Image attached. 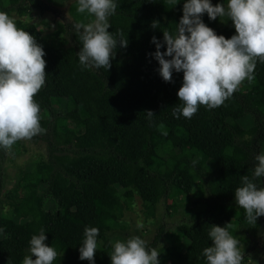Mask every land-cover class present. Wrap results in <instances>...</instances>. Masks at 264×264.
<instances>
[{
    "label": "trees",
    "instance_id": "obj_1",
    "mask_svg": "<svg viewBox=\"0 0 264 264\" xmlns=\"http://www.w3.org/2000/svg\"><path fill=\"white\" fill-rule=\"evenodd\" d=\"M40 1L0 0V11L42 45L44 86L53 93L49 101L41 90L35 95L46 131L28 141L44 144L46 154L20 171L9 190L3 188V165L23 146L19 141L11 151L0 150V264H22L28 242L40 228L45 229V242L63 252L54 264H88L78 259L86 226L98 228L102 242L95 264H110L112 241L140 236L137 229L129 233L123 222L131 198L141 202L148 220L155 217L158 204L187 198L198 189L199 198L187 210L197 219L178 227L171 247L157 246L167 237L163 226L148 245L161 251V264H204L201 252L211 244V225L230 223L244 250L258 232L264 236V216L255 225L246 223L233 196L240 185L232 181L234 169L242 168L251 177L254 156L264 152V63L256 64L254 79L243 82L222 106H201L191 119H175L172 108L179 103L182 73H173L171 83L159 77V66L149 55L155 51L150 39L162 40L163 28L172 30L179 22L183 0L172 8L165 0H116L109 31L123 33L128 45L117 48L108 71L82 70L78 63L81 42L75 25L91 18L76 12V1L68 9L72 23H57L50 34L42 35L35 24L21 21L32 16ZM202 19L217 35L227 39L235 34L227 18ZM154 20L157 29L151 27ZM146 111L154 114L151 120L145 118ZM81 114L90 122L78 131ZM90 133L96 142L87 137ZM153 137L162 143L153 145ZM148 157L152 164L145 163ZM47 203L54 207L50 221Z\"/></svg>",
    "mask_w": 264,
    "mask_h": 264
},
{
    "label": "clouds",
    "instance_id": "obj_2",
    "mask_svg": "<svg viewBox=\"0 0 264 264\" xmlns=\"http://www.w3.org/2000/svg\"><path fill=\"white\" fill-rule=\"evenodd\" d=\"M174 7L181 0H165ZM116 0H76V12L91 18L77 23L81 47L77 52L82 70L111 67L117 48H126L123 33L109 31V18L117 9ZM209 21L227 18L235 34L217 35ZM153 29L159 28L152 21ZM162 40L151 37L155 51L149 55L158 64V75L171 83L173 73H182L176 92L178 104L172 108L175 119H191L201 106L208 110L224 104L240 85L254 79L256 64L264 63V0H227L213 5L211 0H183L182 15L172 30L163 28ZM164 51L161 52V48ZM45 52L35 36L17 27L13 17L0 11V150L11 151L19 141H29L45 133L41 126L40 105L34 99L46 80ZM145 118L151 120L152 111ZM251 177L243 175L233 193L235 204L243 209L244 220L255 225L264 216V152L254 156ZM142 223L137 228H142ZM231 224L211 225L207 232L210 246L201 256L204 264H258L244 255V246L230 231ZM4 229L0 228V233ZM99 230L85 227L78 259L95 264ZM45 229L31 236L28 255L22 264H54L63 252L46 242ZM162 249V245H160ZM161 251L149 247L140 236L117 239L111 244L110 264H161ZM34 257V259L32 258Z\"/></svg>",
    "mask_w": 264,
    "mask_h": 264
},
{
    "label": "rangeland",
    "instance_id": "obj_3",
    "mask_svg": "<svg viewBox=\"0 0 264 264\" xmlns=\"http://www.w3.org/2000/svg\"><path fill=\"white\" fill-rule=\"evenodd\" d=\"M76 0H64V1H58L55 3H48L46 0H44L43 5L40 7V9L32 10L31 17L26 18L25 20L22 19L21 21H24L28 24H35L42 35L50 34L54 31L55 25L57 23L63 24V25H70L72 23V20L69 16L68 9L71 4H73ZM16 25L18 26V21H15ZM42 23H44L46 26H42ZM42 91V98H44L46 101H49L53 93L48 87L43 86L41 88ZM81 125L78 128V131L82 130L83 127L89 126V119L85 114H81ZM87 137L93 141L96 142V137L93 134H88ZM162 139L160 137H153L152 143L153 145L162 143ZM22 144V151L20 154L14 155L9 154L4 162L3 165V188L4 190H9L13 187L16 176L18 173L22 170H26L27 167L33 163L34 161L39 160V158H43L46 154V147L42 143H30L28 141H21ZM154 161L152 158L148 157L145 160V163L152 164ZM246 175L244 169H234L232 172V181L234 184L240 185V178L241 176ZM6 192V191H5ZM195 192V193H194ZM113 194V191L108 190L106 195L111 196ZM201 194L200 189L194 190L192 195L188 196L187 198H177L175 201H168L167 204L164 202L158 204L155 217L153 219H145L141 213L142 206L141 202L136 198H131L132 201V208L131 211H125L124 212V218L123 222L128 227L129 233H133L134 230H138L139 235L142 239H144L147 242V245L152 243L153 238L157 234L158 228L160 226L164 227L165 234L164 238H161V241L157 245L158 248H160V245H162V248H169L172 246L173 239L176 238V230L180 226H187L189 225L193 220L197 219L196 216L189 217L187 215V210L193 209V206H191V202L196 201L197 198H199ZM54 207L52 204L47 203L46 211L47 213H50L49 220L51 217V213L53 211ZM142 223V228H137V224ZM113 243V241L111 242ZM254 246H256V249H260L262 247L261 240H257L255 243H253ZM110 250L111 247L109 246ZM256 249L253 248H246L244 250V255L247 258L249 255H251V258L253 260H256L254 258V253ZM264 258V251H261V254L259 256V260ZM260 264H264L261 262Z\"/></svg>",
    "mask_w": 264,
    "mask_h": 264
},
{
    "label": "flooded vegetation",
    "instance_id": "obj_4",
    "mask_svg": "<svg viewBox=\"0 0 264 264\" xmlns=\"http://www.w3.org/2000/svg\"><path fill=\"white\" fill-rule=\"evenodd\" d=\"M42 4H43V2L41 3V1H40V5L38 6V9H40V7L42 6ZM38 9H36V11H37ZM25 19H26V18H25ZM25 19H24V20H25ZM27 24H28V23H27ZM29 25H31V24H29ZM258 239L261 240V244H262V247H260L261 250H260V249H256V246H254V244H253V243H255ZM250 247L253 248V249H256L255 251H253V253H254V252L258 253V256H257V258H256V261L258 262V264H260L261 262H263L264 258L261 260V262H260V260H259V256H260V254H261V251H262V252L264 251V236H263L262 233H259V232H258L257 237H256L255 239H252V242H251V244H250ZM250 247H249V248H250Z\"/></svg>",
    "mask_w": 264,
    "mask_h": 264
}]
</instances>
